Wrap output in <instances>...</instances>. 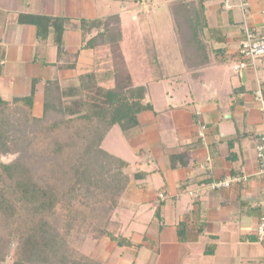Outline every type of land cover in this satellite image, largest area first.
I'll return each mask as SVG.
<instances>
[{"label": "crops", "instance_id": "obj_1", "mask_svg": "<svg viewBox=\"0 0 264 264\" xmlns=\"http://www.w3.org/2000/svg\"><path fill=\"white\" fill-rule=\"evenodd\" d=\"M171 1L0 0V98L12 102L34 93L37 119L54 83L64 101L78 99L83 77L104 78L112 67L107 47L87 42L104 22L118 18L132 83L147 89L151 109L137 116L135 128L114 127L102 143L129 165L130 177L112 226L132 246L114 245L107 264H264L257 233L264 219V177L256 150L264 117L254 96L258 89L264 94V60L234 70L245 30L237 0H197L207 20V49L196 70L186 69L179 47L177 67L140 56L137 42L127 52L124 30H140L159 12L168 14L175 36ZM248 3L249 27L264 35V0ZM154 70L160 73H146ZM236 176L247 181L210 188ZM120 249L128 251L117 254Z\"/></svg>", "mask_w": 264, "mask_h": 264}, {"label": "trees", "instance_id": "obj_2", "mask_svg": "<svg viewBox=\"0 0 264 264\" xmlns=\"http://www.w3.org/2000/svg\"><path fill=\"white\" fill-rule=\"evenodd\" d=\"M170 15L184 65L196 70L207 49L203 4L177 2ZM114 19L118 27L87 42V47H110L117 71L113 89L91 90L93 76L83 77L89 82L82 88L92 95L65 103L54 83L40 119L32 113L34 93L12 102L0 98V155L18 154L10 163L0 162V262L13 246L15 264H99L66 254L73 228L91 229L118 247L132 246L110 231L112 213L130 182L129 165L104 151L102 143L116 126L124 132L135 128L137 116L151 106L145 104L147 89L132 83L119 20H108Z\"/></svg>", "mask_w": 264, "mask_h": 264}, {"label": "rangeland", "instance_id": "obj_3", "mask_svg": "<svg viewBox=\"0 0 264 264\" xmlns=\"http://www.w3.org/2000/svg\"><path fill=\"white\" fill-rule=\"evenodd\" d=\"M188 1H197V0H174L170 2V6L177 2H188ZM161 15H155V17L148 18L150 23L149 24H141L140 30H132V29H126L125 32V46L126 51H130V48L132 47L134 42H137L140 44L141 52L139 55L141 56H147L150 60L153 58H157L160 60L163 58L167 61H170L169 64L171 66L177 67V63L174 62L176 58L179 56V50L175 37L177 39V34L174 31L173 28L168 24V14L166 12H159ZM157 16V17H156ZM153 18V19H152ZM106 25L101 28V30L106 29L107 27L114 28L116 25L118 27V23L116 20H108L104 22ZM121 27V26H120ZM100 31V30H99ZM122 31V29H121ZM123 40V39H122ZM178 42V39H177ZM179 45V43H178ZM129 46V47H128ZM131 46V47H130ZM107 57L112 61V67L107 68L106 77L100 78L98 77H92L93 81H90V87L91 90H94V88L101 87L103 89H113L116 86L117 78H116V69H115V58L113 57V54L111 52L110 47L107 46ZM137 59V58H136ZM135 61V60H134ZM140 62V61H139ZM181 62V61H180ZM180 62L178 64H180ZM155 63V62H154ZM152 63L151 65H155ZM134 65V63H133ZM141 65V63H140ZM157 67V64H156ZM158 68V67H157ZM159 69V68H158ZM160 70H154V71H147L146 73L150 74H159ZM103 73V72H102ZM110 74V76H108ZM137 75L134 74V79ZM125 77V76H124ZM84 83H88L89 79L85 78L83 79ZM81 95L78 96L79 98L73 101H78L81 99H85L86 96L90 97L91 92H88V88H82L81 87ZM85 91V93H84ZM96 91V90H95ZM89 94V95H87ZM64 101V100H63ZM71 101V102H73ZM67 103L66 101H64ZM89 108V107H88ZM87 106H85L84 109H87ZM116 131H118V126H116ZM108 147L107 145L105 146ZM18 157V154H7V155H0V162L2 163H10L13 160H15ZM81 193H84L81 191ZM115 211H113L111 216V221L113 223V217H114ZM110 231L113 232L115 235L117 234V231L115 230L114 226H111ZM3 236L0 233V246L3 245V242H1L3 239ZM67 243H68V252L66 254L72 255L73 253L76 254L78 258L83 257L87 260L95 261L99 264H107L106 259H108V253L112 250V247L116 245L115 242H112L108 238H99L98 234L92 231L91 229L83 228L81 230H78V228H73L71 230V233H69V236L67 237ZM119 251H128L126 249H120L117 250V254ZM16 261V255L14 254V247L12 246L9 250L6 260L4 262H0V264H15Z\"/></svg>", "mask_w": 264, "mask_h": 264}, {"label": "built area", "instance_id": "obj_4", "mask_svg": "<svg viewBox=\"0 0 264 264\" xmlns=\"http://www.w3.org/2000/svg\"><path fill=\"white\" fill-rule=\"evenodd\" d=\"M238 5L244 15V36L239 48V61L234 65L235 71L245 70L248 67L256 68L264 60V35H258L256 30L249 27V3L248 0H237ZM227 5V4H226ZM228 7V6H227ZM255 100L259 104L260 111L264 117V94L261 89L255 92ZM203 137V132L200 133ZM257 160L259 162V175L264 177V130L259 135L257 145ZM247 181V176H236L231 179L217 181L210 185L212 190H221ZM192 196L198 197L197 194L191 193ZM260 241L264 242V219L260 222L257 230Z\"/></svg>", "mask_w": 264, "mask_h": 264}]
</instances>
